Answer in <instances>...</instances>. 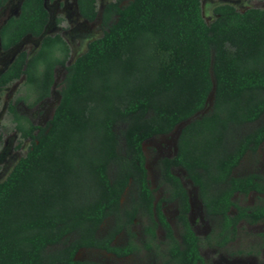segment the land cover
Returning a JSON list of instances; mask_svg holds the SVG:
<instances>
[{
    "label": "trees",
    "instance_id": "trees-1",
    "mask_svg": "<svg viewBox=\"0 0 264 264\" xmlns=\"http://www.w3.org/2000/svg\"><path fill=\"white\" fill-rule=\"evenodd\" d=\"M9 1L0 0V11ZM77 4L85 20L97 19V0ZM214 14L207 23L202 0H113L101 12L102 36L72 64L60 34L45 36L34 55L16 56L0 88L25 78L26 93L9 111L19 145H30L0 183V264H101L78 259L81 250L117 258L162 250L161 264H208L176 168L214 221L208 246L225 249L240 223L264 222V204L236 200L264 196V177L234 175L264 144V9L221 4ZM49 21L45 0H22L0 28L1 48L40 38ZM58 67L66 70L59 103L36 126L16 104L47 99ZM211 95L208 113L195 118ZM185 122L176 154L160 161L167 196L156 201L143 145ZM168 203L177 205L178 236L164 213ZM123 234L125 244H116Z\"/></svg>",
    "mask_w": 264,
    "mask_h": 264
},
{
    "label": "rangeland",
    "instance_id": "rangeland-1",
    "mask_svg": "<svg viewBox=\"0 0 264 264\" xmlns=\"http://www.w3.org/2000/svg\"><path fill=\"white\" fill-rule=\"evenodd\" d=\"M111 1L113 0H97L98 18L94 22H88L79 16L76 0H46V7L50 13V22L46 28L45 35L60 34L67 41L71 48L68 65L72 64L77 57L86 51L89 42L102 36L103 29L100 15L104 6ZM21 3L22 0H10L2 9L0 12V28L10 17L17 16L20 13ZM221 4L233 5L239 11H244L248 8L264 9V0H202L203 16L207 23H211L215 19L214 8ZM40 44V38L27 37L17 47L8 52L0 50V74L20 52L26 51L32 56L37 52ZM65 74L66 70L63 67L56 68L55 82L50 97L33 109H30L26 103L20 104L18 107L19 112L30 118L34 124L44 126L52 118L54 109L59 103V91ZM25 93V79L0 89V183L9 175L19 159L26 154L30 145L29 141H24L19 146L20 136L8 112L9 103L16 96H22ZM212 98L213 96L211 95L205 109L197 114L195 118H200L208 113L212 105ZM263 122L264 117L260 123ZM185 124L177 126L171 134L152 138L143 145L146 156V168L156 201L167 196V189L161 184L160 161L176 154L178 137ZM174 173L181 179L188 191L192 208L189 217L190 222L201 239V254L207 263L264 264V222L255 225L242 222L238 227L236 240L225 249L208 246L206 238L214 227V221L206 215L198 196V190L187 178L184 170L176 168ZM251 173L260 174L264 177V144L256 154H248L244 158L240 166L235 170L234 175L244 176ZM236 200L240 205L249 207L264 204V196H259L255 193L247 197L237 196ZM128 201L129 195L127 194L123 202L127 204ZM164 213L178 236L176 203L165 204ZM111 225L112 221H107L100 234L105 233ZM134 231L141 235L142 225L140 222H137L134 226ZM157 234L159 242H163L165 240L163 230L159 229ZM125 242L126 236L124 234L116 240L118 245H123ZM161 253H163L162 250L154 252L142 251L140 254L127 258H117L100 250H81L77 257L80 260L94 261L101 264H161Z\"/></svg>",
    "mask_w": 264,
    "mask_h": 264
},
{
    "label": "flooded vegetation",
    "instance_id": "flooded-vegetation-1",
    "mask_svg": "<svg viewBox=\"0 0 264 264\" xmlns=\"http://www.w3.org/2000/svg\"><path fill=\"white\" fill-rule=\"evenodd\" d=\"M45 1H46V0H45ZM51 1H56V0H51ZM8 3H9V2H8ZM8 3H7V4H8ZM76 6H77V11H78L79 16L82 17L81 14L79 13L77 0H76ZM216 7H217V6H216ZM46 8H47V7H46ZM214 9H215V8H214ZM47 10H48V9H47ZM1 11H2V10H1ZM1 11H0V12H1ZM48 12H49V11H48ZM49 14H50V13H49ZM100 17H101V15H100ZM82 18H83V17H82ZM97 18H98V17H97ZM83 19H84V18H83ZM84 20H85V19H84ZM96 20H97V19H96ZM85 21H87V20H85ZM49 22H50V21H49ZM88 22H89V21H88ZM48 24H49V23H48ZM47 26H48V25H47ZM28 37H30V36H28ZM26 38H27V37H26ZM18 45H19V44H18ZM18 45H17V46H18ZM17 46H15V47H17ZM15 47H14V48H15ZM14 48H12V49H14ZM12 49H10V50H12ZM0 50H1L2 52H8V51H10V50L4 51V50L1 48V45H0ZM70 50H71V48H70ZM22 52H23V51H22ZM25 52H26V51H25ZM27 53H28V52H27ZM70 56H71V51H70ZM15 58H16V57H15ZM15 58H14V59H15ZM13 61H14V60H13ZM13 61H12V62H13ZM12 62H11V63H12ZM10 65H11V64H10ZM10 65H9V66H10ZM9 66H8V67H9ZM8 67H7V68H8ZM7 68H6V69H7ZM6 69H5V70H6ZM5 70H4V71H5ZM4 71H3V72H4ZM3 72H2V73H3ZM2 73H1V74H2ZM1 74H0V75H1ZM22 79H25V78L23 77ZM22 79H20V80H22ZM20 80H19V81H20ZM17 82H18V81H17ZM15 83H16V82H15ZM12 85H13V84H12ZM10 86H11V85H10ZM7 87H9V86H7ZM4 88H6V87H4ZM0 89H3V88H0ZM49 97H50V96H49ZM49 97H48V98H49ZM17 98H18V97L16 96V98H14V99L9 103V106H8V112H9V114H10V111H9L10 105H11V104H12V105H15V101H16ZM48 98H47V99H48ZM45 100H46V99H45ZM45 100H43V101H45ZM43 101L39 102V103L36 104L34 107H29L27 104H26V105H27L30 109H33V108L39 106ZM20 104H21V105H22V104H25V102H19L18 104H16V109H17L18 112H19L18 107H19ZM19 113H20V112H19ZM20 114H21V113H20ZM10 116H11V114H10ZM24 116H25V115H24ZM26 117H27V116H26ZM11 118H12V116H11ZM27 118H28V117H27ZM28 119L31 121L30 118H28ZM31 122H32V121H31ZM13 123H14V122H13ZM32 123H33V122H32ZM14 124H15V123H14ZM33 124H34V123H33ZM46 124H47V123H46ZM46 124H45V125H46ZM34 125H36V124H34ZM45 125H44V126H45ZM36 126H40V125H36ZM41 127H42V126H41ZM19 143H20V142H19ZM19 146H20V145H19ZM191 209H192V208H191ZM190 213H191V212H190ZM189 217H190V214H189ZM189 219H190V218H189ZM240 224H241V223H240ZM240 224H239V225H240ZM238 227H239V226H238ZM193 229H194V228H193ZM194 231H195V230H194ZM196 234H197V233H196ZM230 244H231V243H230ZM217 249H219V248H217Z\"/></svg>",
    "mask_w": 264,
    "mask_h": 264
},
{
    "label": "water",
    "instance_id": "water-1",
    "mask_svg": "<svg viewBox=\"0 0 264 264\" xmlns=\"http://www.w3.org/2000/svg\"><path fill=\"white\" fill-rule=\"evenodd\" d=\"M102 10H103V9H102ZM46 28H47V27H46ZM45 31H46V29H45ZM45 31H44L43 35L40 37L41 41L43 40V38H44L45 36H48V35H45ZM188 122H189V121H188ZM188 122H185V123L187 124ZM182 124H183V123H182ZM186 124H185V125H186ZM185 125H184V126H185Z\"/></svg>",
    "mask_w": 264,
    "mask_h": 264
}]
</instances>
